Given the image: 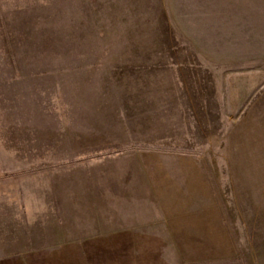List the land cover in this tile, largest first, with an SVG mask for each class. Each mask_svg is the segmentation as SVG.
<instances>
[{
  "label": "rangeland",
  "instance_id": "1",
  "mask_svg": "<svg viewBox=\"0 0 264 264\" xmlns=\"http://www.w3.org/2000/svg\"><path fill=\"white\" fill-rule=\"evenodd\" d=\"M0 264H264V0H0Z\"/></svg>",
  "mask_w": 264,
  "mask_h": 264
}]
</instances>
